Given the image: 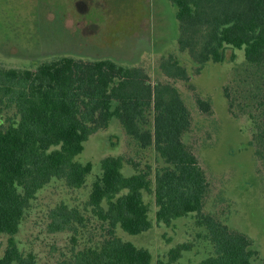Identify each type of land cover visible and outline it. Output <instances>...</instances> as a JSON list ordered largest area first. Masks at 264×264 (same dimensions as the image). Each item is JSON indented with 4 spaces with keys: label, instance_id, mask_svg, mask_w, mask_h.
Here are the masks:
<instances>
[{
    "label": "trees",
    "instance_id": "16d2710c",
    "mask_svg": "<svg viewBox=\"0 0 264 264\" xmlns=\"http://www.w3.org/2000/svg\"><path fill=\"white\" fill-rule=\"evenodd\" d=\"M179 21L180 51L188 50L199 64L222 62L226 48L243 50L245 60L264 75V0H171ZM169 77L186 78L177 60L161 62ZM224 96L230 98L227 87ZM209 110V104L200 101ZM259 114L250 113L252 136L247 146L259 162L264 178V99ZM13 109L14 114L8 115ZM4 116H6L4 118ZM6 121L3 123L2 119ZM116 118L139 146H154L165 166L156 170L123 173L125 157L101 160L88 206L107 227L98 244L73 248L59 264H153L150 251L117 236V228L130 234L149 230V206L144 195L153 194L156 219L169 225L196 213L197 225L206 229L213 253L201 264H251L257 257L250 240L227 225L202 214L207 181L197 157L182 140L190 126V113L178 88L169 82L151 84L142 67L106 58L83 60L62 57L30 68L0 66V235H8L0 264H37L24 255L14 235L37 192L52 179L81 188L92 163L76 157L84 143ZM262 168V170H261ZM52 232L69 230L77 242L85 216L65 203L50 211ZM179 243L168 258L156 264H183Z\"/></svg>",
    "mask_w": 264,
    "mask_h": 264
},
{
    "label": "rangeland",
    "instance_id": "374dc122",
    "mask_svg": "<svg viewBox=\"0 0 264 264\" xmlns=\"http://www.w3.org/2000/svg\"><path fill=\"white\" fill-rule=\"evenodd\" d=\"M176 12L171 0H0V66L30 68L62 57L109 58L142 67L152 85H175L190 113L182 140L206 175L202 214L245 235L257 252L251 264H264V178L247 146L252 136L250 113L261 112L264 75L245 60L240 49L226 48L224 61L204 64L196 62L188 50L180 51ZM170 59L186 68V78L169 77L162 71L161 62ZM225 87L230 98L224 96ZM200 101L208 103L209 110ZM7 114L12 116L14 110ZM109 155L125 157L127 176L150 167L154 179L156 170L165 166L153 145L139 146L113 118L89 137L76 157L93 166L81 188H70L54 178L37 192L14 235L24 255L32 253L37 264H59L73 248L92 246L106 237L107 225L92 213L88 200L101 174V160ZM144 200L152 227L138 234L117 228L116 234L148 249L153 264L166 260L169 250L184 242L191 248L179 259L183 264H201L213 253L206 229L197 225L196 213L167 225L156 219L154 195L145 193ZM61 203L77 207L85 216L76 243L72 231L49 229L50 211ZM7 241L8 235L1 234L0 256Z\"/></svg>",
    "mask_w": 264,
    "mask_h": 264
}]
</instances>
